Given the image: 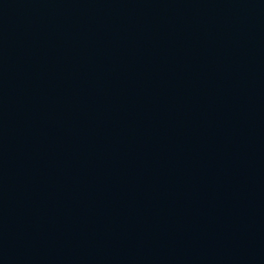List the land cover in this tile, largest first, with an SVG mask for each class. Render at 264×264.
I'll return each instance as SVG.
<instances>
[{"label":"water","instance_id":"95a60500","mask_svg":"<svg viewBox=\"0 0 264 264\" xmlns=\"http://www.w3.org/2000/svg\"><path fill=\"white\" fill-rule=\"evenodd\" d=\"M0 264H264V0H0Z\"/></svg>","mask_w":264,"mask_h":264}]
</instances>
